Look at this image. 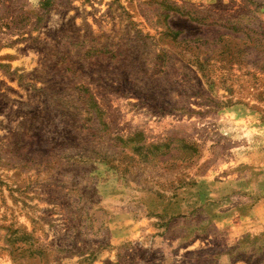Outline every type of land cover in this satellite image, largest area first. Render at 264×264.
Returning <instances> with one entry per match:
<instances>
[{
  "label": "rangeland",
  "instance_id": "obj_1",
  "mask_svg": "<svg viewBox=\"0 0 264 264\" xmlns=\"http://www.w3.org/2000/svg\"><path fill=\"white\" fill-rule=\"evenodd\" d=\"M263 14L0 0V264H133L147 218L264 199Z\"/></svg>",
  "mask_w": 264,
  "mask_h": 264
},
{
  "label": "crops",
  "instance_id": "obj_2",
  "mask_svg": "<svg viewBox=\"0 0 264 264\" xmlns=\"http://www.w3.org/2000/svg\"><path fill=\"white\" fill-rule=\"evenodd\" d=\"M248 189L246 202L211 198L205 213L176 218L173 224L145 219L141 240L126 252V259L132 255L133 264H260L264 199L259 188Z\"/></svg>",
  "mask_w": 264,
  "mask_h": 264
}]
</instances>
